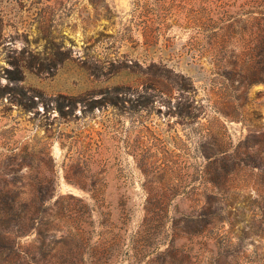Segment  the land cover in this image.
I'll return each mask as SVG.
<instances>
[{"label":"rangeland","instance_id":"374dc122","mask_svg":"<svg viewBox=\"0 0 264 264\" xmlns=\"http://www.w3.org/2000/svg\"><path fill=\"white\" fill-rule=\"evenodd\" d=\"M0 264H264V0H0Z\"/></svg>","mask_w":264,"mask_h":264},{"label":"trees","instance_id":"16d2710c","mask_svg":"<svg viewBox=\"0 0 264 264\" xmlns=\"http://www.w3.org/2000/svg\"><path fill=\"white\" fill-rule=\"evenodd\" d=\"M17 69H22V68H19V67H17ZM114 91H115V94L118 92V89H114ZM117 99H118V97L117 96H113V97H111V98H109L108 100H106V102L108 103V104H110V105H117ZM29 100H31L32 102H34V103H36V100L34 99V97L33 96H31L30 98H29ZM19 102V101H18ZM23 101H21L20 102V105H23L24 103H22ZM73 104H74V102H73ZM32 106H34V105H30V104H28L27 105V109H30ZM33 108V107H32ZM62 108V107H61Z\"/></svg>","mask_w":264,"mask_h":264}]
</instances>
